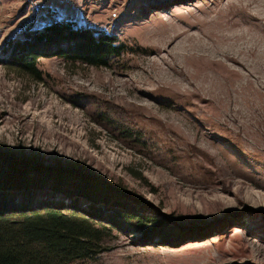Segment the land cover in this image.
I'll use <instances>...</instances> for the list:
<instances>
[{"label":"rangeland","instance_id":"rangeland-1","mask_svg":"<svg viewBox=\"0 0 264 264\" xmlns=\"http://www.w3.org/2000/svg\"><path fill=\"white\" fill-rule=\"evenodd\" d=\"M56 21L125 47L41 56L33 77L12 47L49 53L35 30ZM0 149L79 164L183 227L117 233L85 264H264V0H0Z\"/></svg>","mask_w":264,"mask_h":264},{"label":"trees","instance_id":"trees-1","mask_svg":"<svg viewBox=\"0 0 264 264\" xmlns=\"http://www.w3.org/2000/svg\"><path fill=\"white\" fill-rule=\"evenodd\" d=\"M35 32L54 48L49 53H16L21 45L9 43L15 44L9 59L39 79L41 56L107 66L125 47L113 35L75 28L70 22L56 21ZM62 40L71 41L73 47L60 45ZM141 202L79 164H46L0 149V264H85L109 251L111 238L126 230L140 231L143 244L156 237L168 244L184 232L182 226L168 229L156 222L154 214L136 210L134 205L143 206Z\"/></svg>","mask_w":264,"mask_h":264},{"label":"bare ground","instance_id":"bare-ground-1","mask_svg":"<svg viewBox=\"0 0 264 264\" xmlns=\"http://www.w3.org/2000/svg\"><path fill=\"white\" fill-rule=\"evenodd\" d=\"M230 60L233 61L234 63H239V64H240V62H239L236 58H231ZM239 78H240V77H239ZM235 86H236V85H235ZM240 86H241V87H246L244 84H241ZM236 87H237V86H236ZM237 89H238V87H237ZM237 89H236V90H237Z\"/></svg>","mask_w":264,"mask_h":264}]
</instances>
